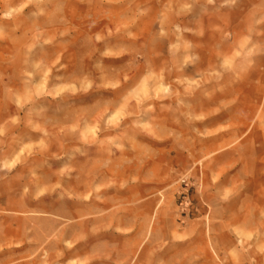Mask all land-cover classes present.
<instances>
[{
    "label": "rangeland",
    "instance_id": "obj_1",
    "mask_svg": "<svg viewBox=\"0 0 264 264\" xmlns=\"http://www.w3.org/2000/svg\"><path fill=\"white\" fill-rule=\"evenodd\" d=\"M0 264H264V0H0Z\"/></svg>",
    "mask_w": 264,
    "mask_h": 264
},
{
    "label": "bare ground",
    "instance_id": "obj_2",
    "mask_svg": "<svg viewBox=\"0 0 264 264\" xmlns=\"http://www.w3.org/2000/svg\"><path fill=\"white\" fill-rule=\"evenodd\" d=\"M73 202H75V201H73ZM76 204H79L80 206H83L84 204H82V202H79V201H76L75 202ZM57 215H60V216H67V217H75V218H79V220L78 221H76V222H74V223H72V224H70L69 225V228H71V229H75V228H77V227H83L85 224H89V223H91V224H96L99 220H96L94 217L93 218H89V219H84V218H82V217H84V216H86V215H93L94 214V212H92V211H90L89 209H87V210H85V211H83L82 213H78V214H74L75 216H69V215H65L62 211H58L57 213H56ZM81 218V219H80ZM60 241H61V239H59ZM60 241H55V243L57 244V245H59V242ZM78 245L79 244H76L75 245V247L73 248H71L72 250H68L69 252V254H71V252H73V250H75L76 252H78L79 250L78 249H75L76 247H78ZM52 259H54V256H50L49 257V260H52Z\"/></svg>",
    "mask_w": 264,
    "mask_h": 264
}]
</instances>
